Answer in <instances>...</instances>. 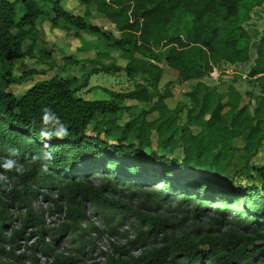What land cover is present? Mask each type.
<instances>
[{"label": "trees", "instance_id": "1", "mask_svg": "<svg viewBox=\"0 0 264 264\" xmlns=\"http://www.w3.org/2000/svg\"><path fill=\"white\" fill-rule=\"evenodd\" d=\"M65 1L0 0V172L13 182V188L6 192L0 180V190L8 201L27 209L22 228L28 222L38 228L34 249L45 255L52 251L31 206L43 186L56 194L50 199L57 209L64 208L68 220L58 229L48 230L50 237L69 231L78 236L79 244L88 241L78 224L85 221L89 204L106 224L114 215L120 222V209H125L147 226L144 238L162 233L164 244L146 251L140 264H203L204 260L208 264H264V165L252 166L245 174L250 183L238 182L217 170L229 153L243 151L255 156L264 146V116H256L247 104L241 105L242 96L232 85L225 92L203 83L193 86L179 156L162 153L179 143L174 138L179 131L177 111L169 109L164 95L139 84L122 90L100 88L108 98L86 100L75 95L88 86L90 75L117 72L118 67L94 68L82 80L60 75L37 80L20 96L1 87L24 82L33 74L34 70L19 74L12 70L15 61L33 57L34 45L27 49L23 45L29 34L36 33L40 18H52L53 24L63 22L64 27L76 30L74 34L95 33L100 29L85 21L93 11L119 32L120 36L113 38L116 46L131 48L151 61L148 67L153 87L161 76L158 63L178 72L179 82L214 75L223 62L249 61L254 38L244 24L250 21L252 9L264 0H76L85 11L75 16L64 9ZM18 4L23 12L16 18ZM253 47L256 59L248 77H254L260 87L253 106L264 114V30ZM129 101L153 103L122 127H108L103 133L97 127L92 129L98 114L131 109L135 104L128 105ZM152 112L157 116L148 119ZM97 175L105 176L100 185L93 182ZM150 183L156 189L149 194L151 209L168 206L172 198L178 199V206L194 201L213 203L220 214L230 215L228 222L233 227L216 234L174 236L167 233V218L141 214L113 197L125 188ZM8 207L9 202L0 207V253L12 259L13 248L6 251L4 245H18L22 228L4 236ZM90 229L99 231L93 226ZM87 245L92 246V241ZM115 249L124 253V247ZM131 260L135 261L107 257L104 264H128ZM49 264H65V258L55 254Z\"/></svg>", "mask_w": 264, "mask_h": 264}, {"label": "rangeland", "instance_id": "2", "mask_svg": "<svg viewBox=\"0 0 264 264\" xmlns=\"http://www.w3.org/2000/svg\"><path fill=\"white\" fill-rule=\"evenodd\" d=\"M259 8H264V4H261ZM64 9L74 16L83 15L85 11L84 7L76 0H66ZM22 12V7L18 4L16 6V18H19ZM51 20L52 18H40L37 21L35 39L33 34H29L24 41V49H27L31 44L34 45L33 57L14 63L13 73L19 74L24 70H34L33 74L24 82L3 84L1 87L20 96L28 85L37 80L49 79L55 75L74 76L82 80L87 76L88 71L94 68L109 65L118 67L120 70L117 72L99 71L90 75L88 86L76 91L75 95L86 100L108 98V94L100 88L109 87L122 90L133 88L137 84L144 86L149 92L164 95V100L169 109L177 111L179 125V131L174 137L179 140L178 146L171 151L162 152L170 156L181 154V144L186 135L183 133V128L186 127L185 110L189 106L188 94L193 91L192 88L197 83H203L210 89H216L217 92H225L227 87L232 85L242 96L241 105L247 104L249 110L256 116H264L262 111L253 106V99L261 93V90L254 77H248L252 67L249 62L236 69L231 65L229 66V63L223 62L224 64L221 63L217 66L214 75L202 74L184 82L178 81V72L165 63H158L161 76L157 86L153 87L150 82L152 75L150 74V67H148L151 61L137 51H132L131 48L116 46L113 38H118L119 32L102 14L93 11L90 16L85 17L86 22L96 25L100 29L99 32L95 33L82 31L74 34L75 29L64 27L63 22L53 24ZM250 21L252 23L247 26V29L255 38L258 35L257 30L259 32L264 30V23L259 16L250 19ZM127 103L128 105L135 104V106L116 114H107L106 116L98 114L92 129L97 127L103 133V129L108 127L112 129L117 126L122 127L126 122L139 116L141 111L147 110L153 101L137 103L129 101ZM156 116L157 113L152 112L148 114L147 118L153 119ZM101 136L111 142L115 141L113 137L104 134ZM154 136L156 135H153V145L156 146ZM245 138L246 134H243V139ZM149 151L147 149V152ZM259 165H264V146L255 156H250L243 151L229 153L227 158L218 164L217 170L219 173L234 177L238 182L250 183L251 180L247 179L245 174L250 172L252 166ZM103 177L105 176L97 175L93 178V182L100 185L104 181ZM0 180H2L6 192L13 188L12 180L4 173L0 172ZM155 190L154 184L150 183L144 186L125 188L122 194L115 193L113 197L118 199L122 205L128 204L132 210L141 214L167 218L170 223L167 233L174 236L183 233H187L191 237L216 234L218 231H225L233 227L228 222L231 219L230 215L223 216L220 214L213 203L202 205L194 201L178 206V199L172 198L168 206L151 209L152 203L148 198H150L149 194ZM43 193L48 197H44ZM55 197L56 194L50 193L45 187L40 186L38 193L31 201L34 212L40 218V225L45 228V241H48L52 247L51 253L45 255L39 249H34L33 246L38 240V233L36 232L38 228L35 224L28 222L22 228V220L27 216V209L19 207L14 201H8L0 190V207L2 203L9 202L4 236H9L13 230L22 228V233L17 238L18 245L14 247L4 245L6 251L13 248L12 253L15 258L9 259L5 254L0 253V264H49L55 254L64 257L65 264H104L107 257L114 259L130 257L135 261L131 260L128 264H136V262L140 264L142 262L139 260L146 255V251L152 247L159 248L164 244L162 233L144 238L147 226L134 213L120 209L122 212L120 222L114 215L108 225L89 204L86 205L85 221L78 224L84 229L83 237L88 241L79 244L78 236L69 234V231H60L56 233V237H50L48 230L58 229L62 224L68 222L64 208L62 210L57 209L51 201L50 198ZM60 204L64 206L63 203ZM230 214L232 215V213ZM91 226L99 231L90 229ZM89 241H92V246L87 245ZM115 247H124V253H119ZM203 264L208 263L204 260Z\"/></svg>", "mask_w": 264, "mask_h": 264}, {"label": "water", "instance_id": "3", "mask_svg": "<svg viewBox=\"0 0 264 264\" xmlns=\"http://www.w3.org/2000/svg\"><path fill=\"white\" fill-rule=\"evenodd\" d=\"M256 14V15H255ZM257 16L260 17L261 21L264 23V8H259V7H255L252 9L251 13H250V17L251 19L256 18ZM252 23V21H248L247 23L244 24V27L247 29L248 25ZM248 30V29H247ZM258 35L257 37L254 38L253 42H252V47L250 49V59H249V64H251L252 66L255 64V59H256V52L255 49L253 47V45L255 44V42L258 40L259 36L261 35L262 31L259 32V30H257ZM246 62V63H248ZM227 63V62H226ZM246 63H236V64H230L233 68H241L240 66L246 64ZM224 64V63H223Z\"/></svg>", "mask_w": 264, "mask_h": 264}]
</instances>
